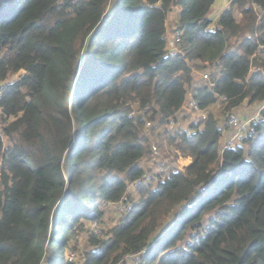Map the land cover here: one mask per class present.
Masks as SVG:
<instances>
[{
  "label": "trees",
  "instance_id": "trees-1",
  "mask_svg": "<svg viewBox=\"0 0 264 264\" xmlns=\"http://www.w3.org/2000/svg\"><path fill=\"white\" fill-rule=\"evenodd\" d=\"M214 2L0 0V264H76L69 234L120 200L81 264L143 249L141 264H264V110L222 150L210 112L169 127L191 117L189 93L225 112L264 102V0H230L215 21ZM194 65L214 70L198 84ZM156 119L168 146L143 131Z\"/></svg>",
  "mask_w": 264,
  "mask_h": 264
},
{
  "label": "rangeland",
  "instance_id": "rangeland-1",
  "mask_svg": "<svg viewBox=\"0 0 264 264\" xmlns=\"http://www.w3.org/2000/svg\"><path fill=\"white\" fill-rule=\"evenodd\" d=\"M230 3V0H215L212 10L210 12V17H212V19L215 21L217 19V17L219 16L220 12L226 7L228 6ZM176 11H172L168 14L167 17V35H170L172 33V28L176 27ZM214 22H212V24L209 25V29H213L214 28ZM214 70L213 68H198L195 65L192 66V72H193V81L199 83H203L205 80L202 78L203 73L204 72H209ZM1 85V83H0ZM191 90V87H188V91ZM247 101H245L238 109L233 110L236 112V114L239 115H247L248 113L254 111L257 107L254 106L255 104H250V106H248V104L246 103ZM208 112H210L213 117H215L218 121V123L221 126H224L223 132H224V138H225V133H227L228 131V126H227V116L230 114L229 111L225 112L222 110V106L220 104V102H215L213 104H211L208 108H207ZM137 111V110H136ZM204 112H206V110H204ZM177 119L172 123V129H176V128H181L183 127V125H187V123L191 120V117H179L176 116ZM147 118V116H146ZM193 121H196L194 119H192ZM180 124V125H179ZM154 125V123L152 122V126ZM180 126V127H179ZM163 128V124L157 122V119L155 121V125L153 128H149V126H147L146 124H144L143 127V131L148 134L152 140H158L160 143L162 144H166L168 146V144H170V140L167 139V135L164 133H162L161 129ZM171 130V129H170ZM172 131V130H171ZM157 141V142H158ZM151 144L153 143V141H150ZM225 142V141H224ZM224 142H222V144H224ZM222 146V145H221ZM220 150H222V147L220 148ZM189 157L186 158H181L175 161V164H177V166L182 167L184 164H186L187 161H189ZM121 201V200H120ZM118 201L117 203H111L109 204V206H107L105 213L103 214L102 218L100 221L98 222H85V225L82 229H78L76 232H72L71 234H69V236L67 237V241L66 244L64 246V252L66 254V256L68 258L71 257L73 258L72 260L75 261L76 264H81L83 261L81 259V254L83 253V251L86 248H90V242L88 240V234L90 232H94L95 234H97L98 236H103L104 232L111 227L113 224H115V222L118 220V218L120 217L121 213L124 211L123 209H121V207H118V204H123V202ZM119 204V205H120ZM125 262L127 264H132L133 262V254L132 255H127L124 258V261H122L120 264H125Z\"/></svg>",
  "mask_w": 264,
  "mask_h": 264
},
{
  "label": "built area",
  "instance_id": "built-area-1",
  "mask_svg": "<svg viewBox=\"0 0 264 264\" xmlns=\"http://www.w3.org/2000/svg\"><path fill=\"white\" fill-rule=\"evenodd\" d=\"M179 36L180 32L177 30V28L174 30V36L173 38L169 39V45H168V53L170 55H176V54H182V50L180 49L179 45L175 42H179ZM208 72H204L202 78L203 79H209ZM206 110V112H204ZM264 110V102L263 104L256 108L254 111L250 112L246 118H242L239 114H236L235 111L230 112V114L227 116V126L228 131L225 133V142L222 145V149L228 148V147H236L237 145L241 144L243 139L247 136L255 135L256 134V128H255V122L262 117L261 111ZM134 112V111H132ZM182 115L189 114L191 116V120L187 123V125H183V129L185 131H189V125L193 122L192 119L197 121L198 117L205 118L207 117L208 110L205 108H202L198 101L193 98V96L189 93L186 96V99L184 100V103L182 104ZM194 121V122H196ZM173 119L170 120V128L172 127ZM147 126L151 125V122L148 121L145 123ZM180 125V124H179ZM180 127V126H179ZM154 152L156 153V149L154 147ZM161 170V168L156 169L153 175L151 173H146V176L143 180L145 181H151V179H154L155 181L157 178V173ZM154 171V170H153ZM140 180H136L133 184H137ZM120 202H123V204H118V207L120 206L121 209L124 211H127L130 209V204H125L123 200ZM143 249L140 253L133 254V262L132 264H141V253L144 251ZM70 259H73L70 255Z\"/></svg>",
  "mask_w": 264,
  "mask_h": 264
},
{
  "label": "crops",
  "instance_id": "crops-1",
  "mask_svg": "<svg viewBox=\"0 0 264 264\" xmlns=\"http://www.w3.org/2000/svg\"><path fill=\"white\" fill-rule=\"evenodd\" d=\"M256 108H258V107H256ZM248 114H249V113H248ZM248 114H247V115H248ZM247 115H242V114H241L240 116H241L242 118H246Z\"/></svg>",
  "mask_w": 264,
  "mask_h": 264
}]
</instances>
